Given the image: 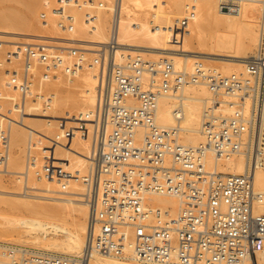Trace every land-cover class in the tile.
<instances>
[{
  "label": "built area",
  "instance_id": "obj_1",
  "mask_svg": "<svg viewBox=\"0 0 264 264\" xmlns=\"http://www.w3.org/2000/svg\"><path fill=\"white\" fill-rule=\"evenodd\" d=\"M224 11L239 12L242 0H218ZM92 9L84 23L95 28L94 0H59L53 12L62 27L72 33L76 18L66 8ZM96 8V9H94ZM193 3L172 28L171 41L178 44L195 16ZM45 17V16H44ZM115 8L108 43L98 48L95 64L101 85L95 109L75 119L46 118L57 122L59 133L48 141L42 155L41 173L67 192L74 181L85 187L81 195L93 207L89 249L102 255L131 257L143 264H252L259 263L264 249V213L255 211L262 196L254 189L257 169L264 165V1L257 54L246 63V75L223 76L197 67L177 72L170 59L145 61L127 55L116 61L119 44ZM21 58L26 65L44 66L45 82L57 71L75 76L87 63L85 52L75 47L58 48L23 44L9 52L7 60ZM151 78L144 83V73ZM9 72V71H8ZM29 69L8 74L9 87L22 97L33 96L35 81ZM207 82L212 93L205 115V142L188 146L178 142L175 131L155 122L161 95L177 92L188 83ZM34 96L43 112H52L41 97ZM110 127V132L107 129ZM89 141L87 173L67 170L57 159L58 142ZM9 135L0 127V171L8 163ZM233 160L243 156L246 168L240 175H223L206 169V156ZM36 156H28V167ZM7 174V173H6ZM24 180L28 183V174ZM147 195L175 196L181 206L174 217L146 206ZM80 257V264L87 261ZM0 264H77L69 257L39 253L30 248L0 244Z\"/></svg>",
  "mask_w": 264,
  "mask_h": 264
},
{
  "label": "bare ground",
  "instance_id": "obj_2",
  "mask_svg": "<svg viewBox=\"0 0 264 264\" xmlns=\"http://www.w3.org/2000/svg\"><path fill=\"white\" fill-rule=\"evenodd\" d=\"M30 1L32 0L28 2ZM173 1H176L177 4L169 6L168 12L165 11L164 6L158 0L102 1L100 3L103 4V8L94 10L97 18L93 29L87 27L83 22L86 13H91L92 9L68 7L76 18V28L72 33H68L63 28L61 30V33H63L55 36H52L54 32L48 34V30L44 31L47 27L42 28L40 24L43 21L44 26V23L50 22L48 28L53 27V31L57 30L51 24L54 19L53 16L50 19L51 15H46L43 11V14L41 13L39 16V12L37 14L35 7L33 8L35 11L31 12L32 18L28 20L33 19L32 22L36 23V28L40 24L42 31L47 33L39 36V34H44L40 31L38 36L67 41V43L60 41V43L62 42L65 47L67 44L66 48L73 45V47L76 46V48L85 52L87 63L73 76L75 79L65 76L62 71H57L46 83L45 69L40 63L31 62L26 65L21 58L12 59L10 62L3 60L5 65L2 69L3 73H0V123H2L0 127H4L7 122L9 144L7 150L8 163L5 170L0 171V197L7 193L11 198L15 197L16 200H9L11 203L10 207L7 206L9 207V213L2 214L3 211L0 213V244H21L35 248L39 253L69 257L74 259L77 264H80L79 258L85 253L88 256L84 264H143L131 257L102 255L89 249L91 232L89 222L93 207L81 196L85 191L83 183L74 181L69 191L62 192L55 183L46 179L40 171L43 151L50 144L48 142L51 139L50 135L57 129L56 127L55 129H53L54 127L49 128L50 130L47 129L51 125L46 119L50 116V113L41 111L38 101L30 99L31 96L28 95L26 98L22 97L20 92L13 87H9L7 82L8 74L12 72L20 73L22 70L29 69L30 73L36 77L32 92L39 97L37 99L42 97L44 101L49 102L48 104L53 110L52 115L62 119H75L82 114L92 112L98 102L99 87L101 85L99 67L94 60L98 48L108 43L110 39L111 22L116 7L119 9L117 62L124 63L126 56L129 54L132 56L139 55L145 61L150 58L154 63L166 57L171 60L177 72L190 73L197 67H201L205 70L213 69L223 76L246 75V63L257 54L259 47L264 0H242L239 2L241 5L240 11L236 13L222 10L218 0H189V3H184L181 0ZM49 2H55L54 5L50 4L52 7L54 6V9L59 0ZM104 2H107V4ZM191 3L196 7L195 16L191 20H195L196 23L205 20L211 28L213 27L216 30L209 33L199 30V32L194 33L187 28L181 42L176 44L171 41L172 28L179 19L185 16L186 7ZM23 6L26 8L27 5L24 3ZM33 9H29L28 12L33 11ZM45 9L47 8L45 7ZM110 12L112 16H110ZM20 13L22 15V12ZM7 14L10 16L9 13H6V15L2 14L0 18L4 16L3 19H8ZM34 14L35 17H33ZM44 14L48 19H46V16L44 17ZM17 15H11V22ZM21 15L19 14L15 19L20 20ZM41 15L45 21L47 20L46 22H44L43 17L41 18ZM24 18L28 17H23V21ZM28 20L25 19L27 23L30 22ZM9 22L7 24L10 26L3 25L8 26L7 31L15 32L12 27L14 25L13 28L16 29V24ZM56 22L57 20H55ZM0 23L2 25V22ZM21 23L24 24V22ZM21 23V28L24 26L21 32L23 33L26 27L25 24L22 26ZM18 24L17 26H19ZM29 25L31 27L30 23L26 26ZM29 28L27 27L25 30L27 31ZM18 30L17 28L16 31L19 32L20 30ZM39 30L40 28L35 30L36 33ZM28 32L30 31L28 30ZM32 33L34 32L32 31ZM36 33L34 34L35 38L38 37H36ZM31 36L33 35L31 34ZM12 38L13 40L17 39ZM26 41H29L26 42L27 44L37 46L35 43L39 39L28 38ZM18 42V40L17 42L14 41L13 46L10 45V49L13 47L10 52L19 46L16 44ZM44 42L51 43L50 40ZM39 43L44 44L41 41ZM52 43L55 45L59 42L55 43L53 41ZM60 43L58 45L63 46ZM47 44L45 43V45ZM1 45L3 44L1 43ZM145 57L147 58L145 59ZM3 64L0 63V66H3ZM150 78L151 74L146 71L144 73V83L148 84ZM42 89H47L46 92L48 90L50 92L46 95L35 93ZM211 101L212 93L207 82L185 84L177 92L159 97L155 122L161 128L175 131L179 143L188 146L202 144L205 142L203 135L204 119L211 108ZM26 130H29L28 137ZM107 131L110 132V127ZM19 134L23 136H21L22 139L24 138V155L28 149L26 164L24 159L21 161L16 159L18 169H11L9 167L10 163L15 160V157H12V149L14 150L19 145L17 144L18 139L21 141L20 137L17 138ZM55 150L57 159L67 170L78 173L80 176L87 173V158L90 157L91 153L89 141L76 139L71 142L70 146H64L62 142H58ZM32 151H36L33 154H37V162L35 165L28 167V156ZM0 155H2L1 152ZM18 163L19 165H17ZM245 168L246 160L243 156L233 160H217L212 153H208L206 156V169L208 171L216 170L223 175H240L244 173ZM6 173L16 176L17 180L6 184V180L2 176ZM25 174H28L31 182L28 183L24 180L23 176ZM11 175L10 177H12ZM254 189L257 194L262 196V200L256 202L255 211L264 213V165L257 169L255 173ZM31 190L34 192H31ZM145 203L147 207L153 210H161L163 214L167 212L168 217H174L181 206V200L178 197L166 195H147ZM259 263L264 264V249L259 252ZM245 264H252V261L248 260Z\"/></svg>",
  "mask_w": 264,
  "mask_h": 264
},
{
  "label": "rangeland",
  "instance_id": "obj_3",
  "mask_svg": "<svg viewBox=\"0 0 264 264\" xmlns=\"http://www.w3.org/2000/svg\"><path fill=\"white\" fill-rule=\"evenodd\" d=\"M29 1V0H28ZM27 0H0V14H1V16L0 17H2V14H5L6 15V13H9L10 14V16H8V14H7V16L6 17H8V19L10 20V22H11V15H13V16H15L16 14H18L17 16H19V14L21 15V13L20 12H22V15H21V17H19V19L20 20H22V21H20V20H17V19H15L13 16H12V18H14L15 19V21H14V19L12 20V24L14 23V24H16L15 26L20 30H18L19 32H17L16 30H17V28L16 29H14L13 27H14V25H13V27H12V29L13 30H15V32L13 31H7V29H8V26H10V25H8L7 24V22H9V20L8 19H3V18H5L4 16H3V18H0L1 20H0V22H2V25H1V23H0V26H2L1 28H0V63L1 64H3V63H5V61L7 62L8 60H7V55H8V53L10 52V50H12L13 49V47H11V49H10V45H12L13 46V42L14 41H16L17 42V40L19 41L18 43H16L17 45H19L20 46V44H21V42H23L24 44L26 43V42H29V41H26V40H28V38L30 39V38H34L35 40H37V39H39V41L37 42L36 41V43L35 44H37V46H40V45H42V44H40L39 42L41 41V42H43L44 44L42 45V46H47V45H49L50 46V44L54 41L55 43L58 41L59 43H60V41H62L63 43H67V41H63V39L61 40H59V39H51V38H42V37H39L40 35L42 36V35H46L47 33L49 34L50 32H54V33H52V36H55V35H57V34H62L61 33V30L63 29V27H62V25H61V22H60V19L59 18H57V16H55L54 15V12H53V10L55 9H53V7L50 5V4H52V5H54V3L55 2H49V1H51V0H41L42 1V5L40 4V0H38V1H36V0H32V1H30V2H28ZM95 2H102V1H106V0H94ZM158 1H160V3L164 6V9H165V11L166 12H168V7L169 6H171V5H175V4H177V2L176 1H173V0H158ZM182 2H184V3H189V0L188 1H186V0H181ZM32 2V3H31ZM34 2V3H33ZM56 2H57V0H56ZM4 3V4H3ZM7 5H6V4ZM15 3V4H14ZM24 3H25V5H29V7H27L26 6V8L23 6L24 5ZM104 3H106L107 4V2H104ZM2 4V5H1ZM17 4V5H16ZM105 4V5H106ZM4 5V6H3ZM19 5V6H18ZM12 6V7H11ZM107 6V5H106ZM6 7V8H5ZM31 7V8H30ZM35 7V8H34ZM45 7L48 9H45ZM55 7H58V4H57V6H55ZM22 8V9H21ZM25 8V9H24ZM36 10V13L38 14V12H39V16H40V14L42 13V11L43 12H45L46 13V15L47 14H49V15H51V18L50 19H52V16H53V20L51 21V24L52 25H54V27L58 30H55V31H53L54 29H52V28H48L49 27V23L47 22V23H44V26H43V21H42V19H41V21H42V23H40L41 25H42V28H44L45 26L47 27V28H45V30L44 31H47L48 30V32L46 33H44V31H42V29H41V26H40V24L39 25H37L38 26V28H40V30L39 31H37V33H36V31L35 30H38V28H36V23L35 22H32V20L33 19H30V20H28L29 18H32V13L35 11L34 9ZM29 9H33V11H29L28 12V10ZM42 9V10H41ZM66 9H68V8H66ZM15 10V11H14ZM21 10H23V11H21ZM38 10V11H37ZM6 11V12H5ZM47 11V12H46ZM71 11V10H70ZM2 12H4V13H2ZM17 12V13H16ZM32 12V13H31ZM72 13V12H71ZM29 14V15H28ZM43 14V13H42ZM110 16H112V13L110 12ZM45 14H44V16H46ZM23 17H28V18H24V21H23ZM33 17H35V14L33 15ZM43 16L41 15V18H42ZM37 18V17H36ZM110 18H112V17H110ZM25 19H27L28 21H30V22H28V23H30L31 24V27H30V25L29 26H26V25H28V23L25 21ZM35 19V18H34ZM46 19H48L47 18V16H46ZM40 19L38 18V21H39ZM43 20H44V22H46L45 21V19H44V17H43ZM55 20H57V22L55 23ZM6 23H5V22ZM14 21V22H13ZM35 21V20H34ZM36 21H37V19H36ZM40 21V22H41ZM48 21H50V20H48ZM9 22V23H10ZM21 22H24V24H25V27L27 28H32L33 30V32L34 33H32V31H31V29L29 28L28 30L30 31V32H28V30L26 31L25 29H24V31L25 32H23V33H21L22 31H23V23H21ZM110 22H111V20H110ZM17 23H19L18 25L20 26V23H21V25L23 26L22 28H21V26H20V28H19V26H17ZM33 23V24H32ZM35 23V24H34ZM39 23V22H38ZM3 24H7L8 26L6 27V25H3ZM11 24V25H12ZM50 24V25H51ZM48 25V26H47ZM213 28V27H212ZM211 28V26L210 25H208V23L205 21V20H200L198 23H196V21L195 20H191L190 21V23H189V26H188V29L191 31V32H194V33H197V32H199V30H202V31H204V32H206V33H209V32H215V31H213V30H216L215 28H213L212 29ZM4 29V30H3ZM11 29V30H12ZM51 30V31H50ZM60 30V31H59ZM40 31L41 32H43L44 34H39V36H38V33H40ZM12 32V33H11ZM58 32V33H57ZM36 33V37L37 38H35V36H34V34ZM26 34H32L33 36H31L30 37V35H26ZM51 34V33H50ZM51 36V35H50ZM6 39H5V38ZM12 37H15V39L16 40H13V38ZM26 37H27V39H26ZM8 38V39H7ZM43 39H45V40H43ZM49 41L50 40V44H49V42H44V41ZM10 41V42H9ZM32 42V41H31ZM61 42V43H62ZM1 43L3 44V45H1ZM23 43L21 44V45H23ZM34 43V42H33ZM45 43L47 44V45H45ZM58 43V44H59ZM60 43V44H61ZM62 43V44H63ZM5 44V45H4ZM27 44V43H26ZM54 43H52L51 44V46L52 47H58V48H63V47H65V45L63 44V46H59L57 43L55 44V45H53ZM31 45V44H30ZM69 45V44H68ZM36 46V45H35ZM66 47H67V44H66ZM65 47V48H66ZM71 47H73V45H71ZM68 48H70L69 46H68ZM75 48H76V46H75ZM78 49V48H77ZM82 51V50H81ZM6 58V59H5ZM147 57H145V59H146ZM144 59V58H143ZM3 60H5L4 62H3ZM147 61H151V62H153V60L152 59H150V58H148L147 59ZM4 65L5 64H3V66H0V73L2 72V69H3V67H4ZM42 65V64H41ZM3 73V72H2ZM46 73V72H45ZM63 73V72H62ZM65 76H68V75H66V74H64ZM70 77H72L73 79H75L73 76H70ZM45 88V87H44ZM49 89V88H48ZM0 90H1V86H0ZM47 90V89H46ZM46 90H41V91H39V92H35V93H38V94H40V95H46L48 92H50L49 90L46 92ZM34 95V94H33ZM35 96V95H34ZM34 96H31L30 97V99H34ZM39 101V100H38ZM49 103V102H48ZM50 113V116L49 117H51V118H54V119H62V118H58L57 116H54V115H52L51 114V112H49ZM25 117V116H24ZM27 117V116H26ZM48 117V118H49ZM4 123V122H3ZM0 124H2V123H0ZM7 122H6V125L4 124V127H5V129L8 131V129H7ZM54 127V128H53ZM55 127L57 128V129H55ZM49 128H53V129H55L56 131H54L53 132V134L52 135H50V138L51 139H54L55 138V135H57L58 133H59V128H58V126H57V122H52L51 123V125L49 126V127H47V129H49ZM52 129V130H53ZM50 130V129H49ZM27 131V137L29 136V130H26ZM20 135V134H19ZM18 135V137L17 138H19L20 137V139H21V141H19V139H18V143L17 144H19L17 147H15V149L13 150L12 149V157L16 160H18V161H21V160H25V164H26V158H27V153H28V149L26 150V152H25V155H24V149H25V146H24V138L22 139L21 138V136L22 135H20L19 136ZM23 137V136H22ZM16 141H17V139H16ZM16 145V144H15ZM13 147V148H14ZM0 152H2V149H1V146H0ZM32 154L34 153H36V151L34 152V151H32L31 152ZM33 154V155H34ZM42 154V153H41ZM35 156H37V154L35 155ZM38 157V156H37ZM11 161V163H10V168L11 169H13V168H16V169H18V167L16 166V162H17V160L16 161ZM17 165H19V163L17 164ZM10 175L11 174H4V175H2L3 176V179L4 180H6V184L7 183H10V182H12V181H16L17 180V177L16 176H13V175H11L12 177H10ZM6 176V177H5ZM9 176V177H8ZM9 181V182H8ZM22 183H23V178H22ZM31 192H34V191H32L31 190ZM3 194V193H2ZM33 194V193H32ZM55 195L57 194V193H54ZM62 194V193H61ZM8 194L7 193H4L3 194V196L1 195V200H0V213H2V211H3V213L2 214H7V213H9L8 212V208L11 206V203H10V201H12V200H16V199H14L15 197H12L11 198V196H7ZM58 195H59V193H58ZM4 200V201H3ZM10 200V201H9ZM3 201V202H2ZM3 205V206H2ZM7 206H9V207H7ZM6 212V213H5ZM1 220V219H0ZM2 243V242H1ZM3 243H6V242H3ZM7 244V243H6ZM8 244H11V245H16V246H20V247H26V248H30V249H33V250H35V248H32V247H27V246H24V245H21V244H13V243H8Z\"/></svg>",
  "mask_w": 264,
  "mask_h": 264
}]
</instances>
